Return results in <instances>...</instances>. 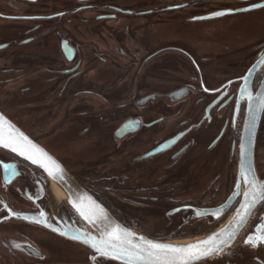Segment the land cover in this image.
Wrapping results in <instances>:
<instances>
[{
	"label": "flooded vegetation",
	"instance_id": "1",
	"mask_svg": "<svg viewBox=\"0 0 264 264\" xmlns=\"http://www.w3.org/2000/svg\"><path fill=\"white\" fill-rule=\"evenodd\" d=\"M263 56L264 0H0V115L123 227L197 239L241 202V85L264 96ZM254 160L264 180V108ZM262 222L264 202L202 264H264L245 244ZM74 224L47 174L0 147V264H121L59 234Z\"/></svg>",
	"mask_w": 264,
	"mask_h": 264
},
{
	"label": "snow or ice",
	"instance_id": "2",
	"mask_svg": "<svg viewBox=\"0 0 264 264\" xmlns=\"http://www.w3.org/2000/svg\"><path fill=\"white\" fill-rule=\"evenodd\" d=\"M257 7V5H253ZM226 13L216 12L213 15L219 16ZM256 65H253L255 68ZM252 69H249V75L241 77L244 81L249 80ZM208 91L207 88L204 89ZM241 92H247L246 99L252 101L256 99L251 92L248 91L246 85H241ZM260 107L264 108V96L259 98ZM0 147L10 149L12 152L18 153L20 156L30 160L33 164L42 167L49 176L63 183V169L48 156L42 149L37 148L27 137L18 133L17 130L0 116ZM245 151L244 145L241 144V154ZM5 171L8 166L4 165ZM253 169H244L240 180L243 181L245 191L241 207L236 211L234 220L222 229L220 232L213 233L205 240L198 241L187 246H171L163 243H157L147 240L142 236H136L134 233L120 226L108 225L101 230L100 238L92 237L90 234L74 235L70 238L80 241L90 247L94 253L99 256L122 261V264H194L195 261L204 260L214 255H218L222 251V246H226L235 236V229L246 222L251 212L256 208L257 204L264 202V182H259L253 174ZM15 175L16 173H10ZM239 183H237V188ZM234 195H240L234 191ZM231 199V198H229ZM81 200V198H77ZM82 202V201H81ZM69 203L77 208L80 216L88 223L96 227L98 223L107 219L104 210L92 202L89 198V205L92 211H86L79 206L76 201L69 199ZM230 207V206H229ZM226 209L213 211L211 213L197 212L198 216L211 215L219 218L224 214ZM9 215H16L9 213ZM44 217V213L39 214ZM22 219L28 220L30 217L24 216ZM34 223H45L43 220H33ZM110 229V230H109ZM59 231L58 229H52ZM60 235H67V232L60 231ZM257 243H264V222L257 225L256 233L250 235L246 240V245L256 246Z\"/></svg>",
	"mask_w": 264,
	"mask_h": 264
},
{
	"label": "water",
	"instance_id": "3",
	"mask_svg": "<svg viewBox=\"0 0 264 264\" xmlns=\"http://www.w3.org/2000/svg\"><path fill=\"white\" fill-rule=\"evenodd\" d=\"M262 64H264V56L260 59V62H258L257 66L259 67ZM261 96L262 95L254 96V97H256V99L250 101V103H249V109H248V113H247V117H246V121H245V125H244V130H243V134H242V138H241V143H240V159H239V163H238V175H237V181H236V184L234 187V191L239 192L240 195H234L233 194L232 199H235L236 197H241V202L243 200V193L245 191V186L243 184V181L240 180L239 178L241 177L244 169H246V168L253 169L254 170L253 174L255 175L256 179L259 182H264V180H262L257 173L256 166H255V160H254L256 134H257L260 116H261V113L263 110V108L260 107V103H259V98ZM8 123H10V122L8 121ZM11 125L17 130L18 133L25 136L13 124H11ZM25 137H27V136H25ZM28 140H30L32 142V144H34L37 148L42 149L44 152H46L42 147H40L38 144H36L33 140H31L30 138H28ZM241 144H243L244 148H245L243 156L241 154ZM1 148H3V147H1ZM4 149H6V148H4ZM6 150L12 152L10 149H6ZM12 153L19 156L20 158L30 162L31 164H33L30 160L26 159L23 156H20L18 153H16V152H12ZM48 156L51 157L52 160H54L63 169V173H64L63 183H61L60 181H58L56 179H53L39 165H36V164H33V165L37 166L39 169H41L43 172H45L47 174L48 178L52 182L53 189H55L58 192V194H60L61 198H63L66 201L67 205L71 208V210H73V212L81 220V224H74L73 226L68 227L67 231H65V232H67V236L71 237L74 235H81L83 233V234H90L92 237L99 239L101 230L105 229L108 225H111V226H117L118 225L121 228L127 229V228L123 227L118 221H116V219H114L112 217V215L94 197H92L89 193H87L51 155L48 154ZM237 183H239L238 188H237ZM234 191H233V193H234ZM70 198L73 201H76L77 204L79 206H82L86 211H92V209L90 208V205H89V198H90V200L92 202H94L96 205H98L100 208H102L104 210V213L106 214L107 219L98 223V225L96 227H93L92 224L88 223V221H86L85 219H83V217L80 216L79 212L77 211V208L74 207L73 204L69 203ZM77 198H81V200H77ZM241 202H240L239 206L230 215V217L226 220V222L222 226H220L216 231H214L213 233L220 232L222 229H224L226 226H228L234 220L236 211L241 207ZM260 203H258L257 206ZM224 208H226V207H224ZM255 209L248 216V218L246 219V222L235 229L234 238L232 240H230L226 246H222V251L218 255L223 253L226 249H228L230 246H232L235 243V241L238 239V237L242 233L244 227L246 226V224L250 220ZM127 230L134 233L136 236H142V235H140V234H138L132 230H129V229H127ZM212 234L201 237V238H197V239L185 240V241H179V242H159V241H154V240H152V241L157 242V243H163L165 245H171V246H187L189 244H193V243H196L198 241L205 240L209 236H211ZM142 237H144V236H142ZM144 238L147 240H151V239H148L146 237H144ZM75 241H77V240H75ZM77 242L84 245L92 253H94V251L90 247L85 245L84 243H82L80 241H77ZM96 255L99 256L98 254H96ZM218 255H214V256H212L210 258H206L204 260L195 261L194 264H202V263H204V262H206V261H208V260H210V259H212ZM104 258H106V257H104ZM106 259L113 260V261H116V262L122 264V261H119V260H114V259H110V258H106Z\"/></svg>",
	"mask_w": 264,
	"mask_h": 264
},
{
	"label": "bare ground",
	"instance_id": "4",
	"mask_svg": "<svg viewBox=\"0 0 264 264\" xmlns=\"http://www.w3.org/2000/svg\"><path fill=\"white\" fill-rule=\"evenodd\" d=\"M54 193L58 198H61L60 194H58V192L54 189Z\"/></svg>",
	"mask_w": 264,
	"mask_h": 264
}]
</instances>
